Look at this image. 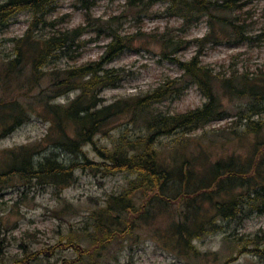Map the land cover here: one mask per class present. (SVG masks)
I'll list each match as a JSON object with an SVG mask.
<instances>
[{
    "label": "trees",
    "instance_id": "obj_1",
    "mask_svg": "<svg viewBox=\"0 0 264 264\" xmlns=\"http://www.w3.org/2000/svg\"><path fill=\"white\" fill-rule=\"evenodd\" d=\"M53 1L0 0V29L14 14L29 13L25 30L9 39L10 52L0 63V138L30 115L42 112L48 122L46 136L52 145L38 157L35 156L39 151L33 145L4 148L0 182L16 176L23 182L32 180L61 189L73 181L77 168L102 174L127 173L122 189L108 194L102 204L91 209V230L85 232L94 245L104 243L110 235L129 232L136 221L152 216L160 206L180 204L176 217L168 224L169 232L176 242L189 247L193 238L216 230L222 221H238L250 213L264 212V72L219 76L200 61L197 50L186 59L174 55L187 39L160 37L159 53L181 70L179 76L165 77L153 88L134 96L103 102L101 90L119 79L117 69L104 64L131 46L134 33L122 35L110 25H97L88 19L69 29L36 34L34 30L46 23L44 15ZM93 1L77 3L88 8ZM127 1L129 5H149L158 0ZM164 1L170 13L179 15L186 25L195 14L207 13L219 18L220 29L227 27L233 39L247 36L242 26L227 15L212 13L230 10L237 0ZM89 25L96 26L97 31L104 27L109 31L110 39L99 58L55 66L56 61L70 56L71 48L79 44L78 37ZM211 38L216 41L220 37L210 27L194 40L200 46ZM189 83L204 97L199 105L172 113L154 107L156 102L180 93ZM69 92L73 95L56 101ZM222 96L241 100L233 113L238 123L228 133L247 139V148L244 153L230 152L211 159L198 142L192 143L194 149L191 148L189 133L228 115ZM121 115H126V119L109 137V145L96 143V135H107L106 124ZM87 143L98 160L84 152L82 147ZM61 152L67 155L65 159ZM66 241L73 242L71 238ZM233 241L237 252L264 254V229L253 235L236 236ZM73 245L79 252L76 242ZM21 249L28 258L45 252L27 251L24 243ZM20 261L13 259L9 263L21 264Z\"/></svg>",
    "mask_w": 264,
    "mask_h": 264
},
{
    "label": "rangeland",
    "instance_id": "obj_2",
    "mask_svg": "<svg viewBox=\"0 0 264 264\" xmlns=\"http://www.w3.org/2000/svg\"><path fill=\"white\" fill-rule=\"evenodd\" d=\"M236 2L230 10H212V13L227 15L240 24L247 34L242 40L233 39L227 27L220 29L219 18L207 13H197L184 24L179 15L170 13L164 0L149 5H129L127 0H94L88 8L79 6L77 0H54L44 15L46 23L34 32L45 34L69 29L89 19L97 25H110L122 35L134 33L131 46L104 64L117 69L119 75L115 85L104 87L100 92L102 101L107 102L142 93L165 77L179 76L181 70L159 53L157 39L160 37L187 39L174 55L186 59L197 50L200 61L219 76L264 72V0ZM28 20L29 13L20 11L0 29V63L10 52L9 39L20 36ZM210 27L220 38L203 40L199 46L194 39ZM96 28L89 25L78 37L79 44L71 48L70 56L54 65H76L99 58L110 35L106 27L101 31ZM10 85L14 84L10 82ZM72 95L69 92L56 101L62 102ZM203 99L198 88L189 83L180 93L156 102L154 107L168 113L179 112L199 105ZM221 100L228 108V115L189 133L191 148L194 149L192 143L198 142L211 159L230 152L244 153L247 148V139L228 133L238 123L233 113L241 100L226 96ZM125 119L126 115L112 118L106 124L107 135H96V143L109 145V137ZM48 130L44 113L30 115L0 138V164L2 150L8 147L33 145L39 151L35 157L45 154L52 148L46 136ZM82 148L89 158L99 159L89 143ZM60 156L67 157L63 152ZM127 176L120 171L102 174L77 168L73 181L61 189L32 180L23 182L16 176L0 182V264H10L13 259H20L21 264H264V254L237 252L233 241L236 236H249L264 229V212L250 213L238 221H220L219 228L193 238L189 247L176 242L169 232L168 224L176 217L180 204L160 206L152 216L136 221L129 232L110 235L104 243L94 245L92 237L85 232L91 230V209L102 204L108 194L120 191ZM68 238L73 242L68 243ZM75 242L79 252L73 245ZM21 243L27 246V251L43 249L45 252L28 258L23 254ZM51 245L49 250L47 247Z\"/></svg>",
    "mask_w": 264,
    "mask_h": 264
}]
</instances>
